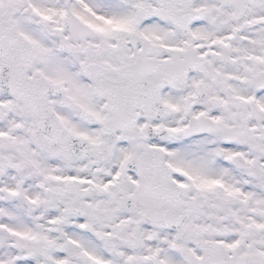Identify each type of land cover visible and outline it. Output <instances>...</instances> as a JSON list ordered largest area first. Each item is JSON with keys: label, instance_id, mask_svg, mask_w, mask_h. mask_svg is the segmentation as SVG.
I'll return each mask as SVG.
<instances>
[{"label": "snow or ice", "instance_id": "snow-or-ice-1", "mask_svg": "<svg viewBox=\"0 0 264 264\" xmlns=\"http://www.w3.org/2000/svg\"><path fill=\"white\" fill-rule=\"evenodd\" d=\"M0 264H264V0H0Z\"/></svg>", "mask_w": 264, "mask_h": 264}]
</instances>
